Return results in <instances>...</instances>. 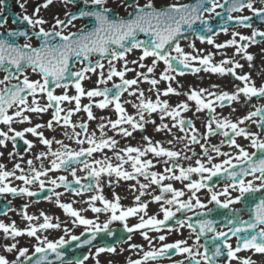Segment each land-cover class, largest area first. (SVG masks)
Instances as JSON below:
<instances>
[{"label":"snow or ice","instance_id":"obj_1","mask_svg":"<svg viewBox=\"0 0 264 264\" xmlns=\"http://www.w3.org/2000/svg\"><path fill=\"white\" fill-rule=\"evenodd\" d=\"M80 0H60V3L67 9L70 5H77ZM16 6L22 10V14L17 16L13 23L26 24L28 30H7L6 33H0V71L5 75L0 79V125L6 126V131L0 129V147H7V142L12 141L15 148V141L22 140L27 146L25 151L33 149L34 145L26 138V134L36 137L40 144L47 147L46 152H41L35 156V160L40 161L39 168L34 166L33 160H28V172H25L20 163H15L11 171L5 169V165L0 163V195L11 194L26 197H34L37 192L30 190L31 185L38 184L39 190L43 192L46 185H51L48 191L51 195H46L45 200H52L55 197V204L71 218L72 226H83L85 232L90 233V237L83 241L84 244H91L96 239L98 233H105L113 236L114 233L110 225L114 221H119L123 225L124 232L128 233L127 241L132 240V233L139 232L149 245V250L144 251L143 247L138 244L130 243V250L139 249L142 256L139 259H129L128 264H149L150 261H156L158 258L170 259V253L185 256L188 264H217L220 257L224 258V264H254L251 257H240L238 253L251 250L257 254H264V199L253 202L249 220H241L237 215L239 210L230 209V206L240 203L256 193L264 192V139L258 138L254 133H250L241 127L245 121H252L258 127L264 128V106L255 107L236 122L226 118H218L215 113L216 106L223 107L224 102L229 104L238 102L243 96L246 100L253 97L264 98V83L258 87L252 80L249 73L238 74L237 69H243L244 65L233 58H224L218 64L212 63L213 53L201 54V50L195 49L194 44L189 47L193 53L185 52L181 47L179 40L183 35L185 27L191 29L198 21L204 27L205 31L212 32L208 26V20H205L204 13L214 14L217 8H225L228 13L227 21H235L242 27L251 28L250 23H245L252 19V16L239 15L233 16L232 13H239L247 9L254 16L264 18V7H254L253 0H225L221 4L219 0H199L194 5L181 4L179 0L175 2L161 4L156 6L155 0H146L141 4L139 0H111L116 7L110 6V0H82L84 8H77V12H64V18L59 16L53 17L54 22L50 28H45L49 23L41 15L42 10H47L53 5L54 0H42L41 3L34 6L32 13L27 12L28 0H15ZM6 0H0V28H4L8 18L4 15ZM131 9L127 17L119 15V9ZM81 18H90L94 21L92 26L85 25L77 31H71L75 27L74 22ZM221 31L227 33L228 29L222 28ZM140 34L151 37L150 40L139 38ZM232 38L224 43H215L211 36H197L201 42L206 41L209 45H214L216 49L234 48V56L239 55L248 61L251 68L254 57L248 53L247 49L251 44L258 43L257 37L264 38V31H258L253 28L250 36L242 35L239 32H233ZM23 38L24 43H16V38ZM36 38L38 46H33L32 39ZM238 38V39H237ZM245 42V43H241ZM133 50H140L141 55L137 60L130 63L137 68L128 67L129 61L127 54ZM174 53V54H173ZM93 55L99 58L93 61ZM146 58H151V65L143 63ZM104 60H107V72L105 73ZM79 62L82 66L77 71L70 70V62ZM116 61H122V69L115 66ZM162 62L165 66L159 74V79L151 76L156 70L158 63ZM181 66L179 69L174 66ZM195 63L199 67L193 66ZM38 74L39 79H30L26 74L28 70ZM182 69H191L193 73L200 71L221 76L231 75L240 85L235 86V91L215 92L206 88H189L186 92H179L177 89L183 85L176 79V76H183L185 73ZM134 72L135 77L127 79L126 74ZM97 75L96 87L85 89L83 82L89 79L88 74ZM175 73L176 75H173ZM114 78H119V83H113L108 87V82ZM15 81V83H13ZM161 81L168 82L167 86L161 90L158 85ZM175 81L176 87L172 86ZM141 82H146L151 87L149 92L155 94V99L145 95L144 90L140 89ZM100 85H105L100 87ZM75 90V94L69 95V88ZM217 88L218 85H212ZM56 89H63L62 94H55ZM127 93L132 100H124L122 96ZM170 95L186 96V101L172 106L167 99ZM87 98L88 103L82 104V98ZM31 98V99H29ZM101 98V99H96ZM41 101H44L41 103ZM188 101L195 102V113L207 110L210 114L209 121L205 125L206 133L203 135L205 141L209 135H221L229 147L237 150L235 156L228 152H222L220 147L211 146V151L215 152L218 157H226L221 163H213V157L209 155V149L200 143L197 129L191 120L181 118L182 112L190 110ZM65 104L73 105L64 107ZM125 104H130L135 110V114H129ZM112 107L116 119H105L100 117L101 123L98 125L100 137L97 138L96 132L89 133L88 123L81 121L76 123L72 117L80 112L86 114L87 121L96 120L93 114V107L98 109H107ZM13 110L11 113L9 110ZM51 112V119L46 124L36 123L32 125L30 114L42 115ZM194 113V115H195ZM153 114H159L161 123L157 124L151 119ZM168 118L172 121L171 126L164 123ZM13 124H28L29 127H23L17 130ZM146 124H152L157 132H166L172 134V129L179 127L185 136L176 137L174 140H188L192 144H199L207 157V165L200 159L195 161V167H182L176 163L181 158L177 151L164 148L159 141L153 143L150 137L144 136L146 147H126L117 148L118 141L115 136L131 137L137 130L143 131ZM214 126V127H213ZM55 127L65 129L64 135L73 140L78 146V150L71 149L61 140L49 139L44 135L43 128L53 130ZM79 129L77 131L76 129ZM71 129V133L67 131ZM105 129L114 133V136H108ZM190 130V132H189ZM231 133V136H230ZM244 137L250 140V146L255 149L249 153L244 147L239 145L236 137ZM53 143L59 145L57 150H52ZM172 144V140L168 141ZM87 144V147L83 145ZM105 149L113 152L116 164L111 162L112 157L104 156L103 159H95L94 153H102ZM186 150H191L188 144H185ZM261 153L259 158L257 153ZM149 153L160 160L165 165L163 173L150 171L155 164L150 159H144ZM3 155V153H0ZM9 157L18 155L15 152H9ZM195 155V153H193ZM51 157L50 166L45 168L43 161ZM88 158H93L89 162ZM23 160V156H20ZM183 159H191L183 156ZM235 161V163L233 162ZM74 164L82 165L79 171L85 172L84 177L77 176L78 169L73 167ZM130 165L131 171L125 168ZM239 171H229L237 169ZM72 180L69 181L65 176L57 178H48L49 172L63 169L68 171ZM178 171V174H177ZM19 173V174H17ZM195 173L201 177L200 180L192 181L191 175ZM221 173L233 181L227 185L222 192L212 191L207 181ZM207 174V175H205ZM107 176L108 183L112 184V177L115 176L116 182L136 181L132 185L134 191L138 194L134 197V205L124 208L120 204L119 195L113 193V199H106L102 193V180ZM251 176L252 179L245 180V177ZM139 177H143L148 183H140ZM21 181L24 186L13 187L11 179ZM48 178V179H42ZM82 180H91L88 184H83ZM166 180L188 181L184 187L188 190V199H182L186 195L182 189H176L171 183L165 184ZM258 182V183H257ZM73 184L79 185L78 188ZM155 185L159 188V195L152 196V203L159 204V214L162 219L158 218L159 214L148 216V202L142 200V197L148 195L147 189ZM63 187L65 192L76 196H81L84 192L95 191L97 194L91 195L88 200L84 201L87 208L77 210L73 203L61 202L60 197L63 195L55 189ZM204 188H208L211 193L208 203H214L222 209H230L233 217L228 218L224 227L225 230H217L215 222L212 220H199L197 226L188 223L191 217L185 220L176 218L178 212L183 210L191 211L194 208L204 209L207 205L203 203L197 193ZM238 191L239 195L232 198L229 189ZM220 196L227 197L224 201L219 199ZM99 202L102 206H97ZM28 205L24 208L27 209ZM11 210V209H9ZM90 210L93 213H108V218L103 224L88 219L81 213ZM211 213L212 209H208ZM142 214V215H141ZM0 215H7V211L0 212ZM23 219L28 221L24 229L16 227L13 221L5 224L0 221V231L3 232L5 239H15L21 236L35 238L37 244L34 245L32 255H29L27 247H18L17 243L6 244L4 251L11 253L16 252L15 260L9 261L4 255H0V264H53L48 259V253H54L57 260L63 262L64 253L59 251L69 243L65 237H60L56 241H51L47 237H41L38 233L47 229H59L61 224L53 222V217L40 213L43 222L32 224L38 217L28 215L27 211L22 213ZM204 215V213H200ZM139 217V222L131 226L127 223L129 217ZM147 217V218H145ZM175 219L176 227H168L167 222ZM187 226L195 233V240L191 245L187 240L178 239L172 243H165L166 236L158 235L155 239L159 242V247L153 244V238L149 236V231L161 232L162 228L167 227L168 232L177 231ZM68 230L65 229L67 234ZM211 233L210 239L206 238ZM83 235V233H81ZM205 237V243H200L201 238ZM235 238V247L230 242ZM72 241H79L80 237L71 235ZM124 242V241H118ZM203 249V251H201ZM123 251V249H121ZM116 253L115 246H101L96 248L95 256L100 253ZM37 254L38 258L33 260ZM95 258V257H93ZM88 259L85 256L82 260L68 261L67 264H84ZM97 264L99 261L97 260ZM173 264H185V260L174 261Z\"/></svg>","mask_w":264,"mask_h":264},{"label":"flooded vegetation","instance_id":"obj_2","mask_svg":"<svg viewBox=\"0 0 264 264\" xmlns=\"http://www.w3.org/2000/svg\"><path fill=\"white\" fill-rule=\"evenodd\" d=\"M175 0H155L156 5L162 4V3H172ZM183 1V0H179ZM42 0H28V6H27V12L30 15L33 11V8L35 5L41 3ZM141 4L145 3L146 0H139ZM6 8L4 11V15L8 18V22L4 28H0V33H6L7 30H28L30 29L27 28L26 24H21V23H13V20L22 14V10L19 9L16 6L15 0H6ZM110 6L115 8L116 5L111 3L110 0ZM84 8L86 6L83 5L82 0L77 5H70L67 9L63 6V4L60 3V0H54L53 5L49 7L47 10H42L41 15L44 17V19L48 20L49 23L45 25V28H50L51 24L54 22L53 17L59 16L61 19L64 18V12L65 11H71L73 13L77 12V8ZM123 9V8H121ZM121 9H119V15H126L129 11L125 10L124 12H121ZM209 15L207 14L206 17ZM90 18H81L78 19L77 21L74 22L75 27H71V31H77L81 27L88 25L92 26V24L89 22ZM258 43H255V46H253V53H250L254 59L252 61V67L250 68L248 66V61L245 59L241 58V56L236 55L234 56L235 49L234 48H227V49H216L214 45H209L203 44L204 42H201L197 40V44L195 45V49L201 50V54H207V53H213V60L212 63L218 64L222 59L224 58H235L236 60L239 61L242 65H244L243 69H237L238 74H244V73H249L251 75L252 80L255 82L256 86L258 87L260 84L264 83V49L261 50L260 48H264L263 40L257 39ZM16 43L18 44H23L24 39L23 38H16ZM33 46H38V42L35 37L32 39ZM219 43H224V42H217ZM245 43V42H241ZM185 52L188 53H193V49L189 47V45L181 46ZM174 54V53H173ZM141 55L140 50H133L131 53L127 54V60L129 61L128 67L130 68H137L136 65L131 64L130 62L133 60H137L138 57ZM99 57L96 55L92 56V60L95 61ZM105 64V73L107 72V60L103 61ZM115 66L118 69H122L123 67V62L122 61H116L114 62ZM146 65H151V58H146L145 61H143ZM81 64L76 61L70 62V70L71 71H77L81 68ZM174 66H176L178 69L181 67L179 65H176L174 62ZM195 67H199L198 63L194 62ZM164 65L162 62L158 63L156 70L151 76H153L156 79H159V74L163 71ZM138 71H146V69H138ZM184 71L183 76H176V79L180 82L181 85H183L182 88H178L177 90L181 93L186 92L189 88H206L210 89L211 91L215 92H220V91H228L229 93L235 91V86L240 85L239 81H236L230 74L221 76L218 74H212V73H206L203 71H200L198 73H193L192 71H188V69H182ZM26 74L29 76L30 79H39L40 77L36 73H32L31 70L29 69ZM5 73L3 71H0V79H3V76ZM89 79L85 80L83 82V86L85 89H91L96 87V80H97V75L95 74H88ZM173 75H176L173 73ZM135 77L134 72H129L126 74L127 79H132ZM119 78H114L113 81L108 82V87H111L113 83H119ZM15 83V81H13ZM168 82L161 81L158 87L163 90L167 86ZM212 85H218L217 88H212ZM105 85H100V87H104ZM172 86L175 88L176 83L175 81L172 82ZM2 87V86H0ZM140 89L144 90L145 95L147 97H150L151 99H155V94L152 92H149L148 89L151 87L149 84L146 82H141L139 85ZM63 89H56L57 95L62 94ZM69 95L75 94L74 88L70 87L69 88ZM31 99V98H29ZM96 99H101V98H96ZM132 97H129L127 93H125L122 96V102L124 100H132ZM162 99H167L169 101V104L172 106H175L176 104L180 103L181 101H186V96L184 95H179V96H174L170 95L168 97H162ZM44 101H41L43 103ZM82 104H87L89 101L88 99L82 98ZM189 103V108L190 110L187 112H182L181 113V118L185 120H191L192 123L194 124L195 128L197 129V134L198 138L200 139V143L204 144L206 148L209 149V155L213 157V163H221L223 159L226 157H218L216 156L215 152L211 151V146L216 145L220 147L222 152H228L231 155L235 156L237 154V150L229 147L227 143H222V141H225V137L221 135H209L208 140L205 141L203 139V135L206 133V124L209 121L210 114L207 110H204L203 112L200 113H195V102L193 101H188ZM73 105H68L65 104L64 107H72ZM129 114H135V110L131 107L130 104H125L124 105ZM259 106H264V98L260 97H253L250 100H246L243 96H241V99L238 102H232L229 104L227 101L224 102V106H216L215 108V113L218 118H226L228 120H231L233 122H236L243 116H246L250 111H254L255 107ZM10 113L13 110H9ZM51 112L52 110L49 109L47 113H44L42 115H36V114H30L31 119H32V125H35L36 123H42L46 124V122L51 119ZM195 113V115H194ZM93 114L97 117L96 120L93 121H87L86 114L83 112H80L72 117V120L76 123H79L81 121H86L89 125L88 131L89 133L95 131L97 138L100 137V131L98 129L100 121V117H105V119L111 118L112 120L116 119V114L113 110V108L110 106L107 109H98L93 107ZM151 119L155 120L157 124L161 123L159 114H153ZM164 123H168L170 126L172 124V121L168 118L165 119ZM32 125L24 124H13V127L16 128L17 130H22L23 127H29ZM214 127V126H213ZM241 127L245 128L246 131L250 133H254L258 136L260 139H264V128L258 127L256 123H253L252 121H245ZM0 129L7 130L6 126L0 125ZM79 131V129H76ZM40 131L44 132V135L49 138V139H55V140H61L63 141L64 144L68 145L71 149H76L78 150L79 146L73 141L69 140L65 135V129L60 128V127H55L53 130H48L47 128H43ZM69 133H71V129H67ZM106 133L108 136H114V133L108 129H105ZM190 132V130H189ZM172 134L175 135L176 137H181L185 136V132H181L179 130V127L173 128L172 129ZM173 135H169L166 132H157L155 131V127L152 124H146L144 127L143 131L137 130L133 133L131 137H122V136H115L114 138L118 141L117 148H126V147H140L144 148L146 147V142L143 140L144 136H148L151 138L153 143L156 141H159L161 145L169 150L177 151L181 154V158L177 159L176 163L181 165L182 167H189L193 166L195 167V161L197 159H200L202 162H204L207 165V157L204 155L203 150L201 149L199 144H192L190 141L185 140V141H178L173 139ZM231 136V133H230ZM26 138L31 141L34 145L33 149L30 151H25L26 145L23 143L22 140L17 139L15 143V148L13 147V142L8 141L7 142V147H0V153H3V155H0V163L5 165V169L11 171L13 169V166L15 163H20L21 167L24 168L25 172H28V165L27 161L28 160H33L34 166L39 168L41 165L40 161L35 160V156L38 155L41 152H46L48 149L46 146L42 145L39 143L38 139L36 137H33L31 134H26ZM172 140V144H169L168 141ZM236 141L239 145L245 148L249 153L256 151L250 146V140L245 139L244 137H236ZM185 144H188L190 146L191 150H186L185 149ZM84 147H87L88 145L85 144L83 145ZM195 146L198 147L195 149ZM60 146L53 143L52 145V150H57ZM202 151V152H201ZM9 152H15L18 153V155L14 157H9L8 153ZM201 152V153H199ZM195 153V155H193ZM152 154L150 153V156ZM188 156L191 159H183V156ZM261 153H257V157H254V159L259 158ZM20 156H23V160L20 159ZM104 156L112 157L111 162L113 164H116L115 158L113 157V152L105 149L102 153H94V158L95 159H103ZM148 156V155H147ZM93 158H88L89 162H91ZM150 160L153 161L155 164V167L152 168V171H156L158 173H163V167H167L168 165H165L162 160L165 158H160L158 159L152 155V157H149ZM50 160L51 157H48L43 161V164L45 168L50 166ZM235 163V161H233ZM80 168L82 165H78ZM127 166V165H125ZM238 166L237 169H229V171H239ZM70 172H67L70 177ZM19 174V173H17ZM178 174V171H177ZM86 175L85 172L80 171V174L77 176L84 177ZM207 175V174H205ZM59 176H64L63 174V169L54 171V172H49L48 178H57ZM48 178H42V179H48ZM11 179V185L13 187H20L24 186L21 181L15 180L14 178ZM108 177L104 176L102 180V195L108 199L112 200L113 199V193L119 195L120 197V204L122 207L127 208V207H132L134 205V197L135 195L138 194V191H134L132 189V185H136V188H139V185L136 184V181H124L120 180L119 182H116L115 176L112 177L113 183L109 184L108 183ZM140 180V183H145L147 184L148 181L144 180L143 177L138 178ZM201 177L195 173L191 175V180L196 181L200 180ZM252 179L251 176L245 177V180ZM72 180V177L69 179V181ZM91 181L88 180H82L83 184H88ZM209 181H207V184L209 187H211L212 191L215 192H222L223 189L231 184L233 181L225 174V179L223 181H220L218 183H215L214 185H209ZM165 184L171 183L174 188L176 189H182L185 191L186 195L182 197V199H188V190L184 187V184L188 183V181H174V180H166L164 181ZM258 183V182H257ZM30 190L37 192V195L34 197H26V196H20V195H11V194H5V195H0V212L2 211H7V215H0V221L4 222L5 224H10L13 221L16 224V227L19 229H24L28 225V221H25L23 219V211H27L28 215L36 216L38 217L37 220L32 221L31 223L36 225L39 223L43 222V218L40 217V213L44 212L45 214L53 217V222H59L61 224V227L59 229H47L44 230L38 235H40L42 238L47 237V239L51 241H56L60 237H65L69 241L68 244H66L62 249H59V251H62L64 253V258L63 262L60 260L56 259V256L54 253L49 252L48 253V259L53 262V264H67L68 261H72L71 259V253L74 252H82L84 251V248L88 249L87 250V256L88 259L85 261V264H97V260L99 261V264H128L129 259H139L142 256V252H140L139 249L137 250H130L128 245L130 243L132 244H138L141 245L144 249V251L149 250V245L147 241L143 239V237L140 235L139 232L132 233V240L127 241V236L129 235L128 233L124 232L122 230L120 232L119 237L126 235L124 239H121V241L124 242H114L111 246H115L117 248L116 253H100L99 256H95L96 248L105 246L104 243H100V239L106 240V237H101L100 235H97L96 239L92 241L91 244H85V246L82 247L83 241L80 239L82 238H89L90 233L85 232V229L83 226H72L71 218L68 217L62 209L57 207L55 204V197H52V200H45L44 197L46 195H51V193L48 191V188L51 187V185H46V188L43 192L39 190L38 184H34L29 186ZM73 187L78 188L79 185L73 184ZM57 192L62 193L63 195L60 197L61 202L68 203V202H77L79 201L80 204H83L87 206V204L84 203V201L88 200V198L93 195L97 194L94 190L93 191H88L84 192L81 196H76L73 195L69 192H65L63 187L55 189ZM147 192L149 193L148 195H145L142 197V200L145 202H148V209H147V214L148 216L154 215V214H159V204L157 203H152V196L154 195H159V188H157L155 185H152L147 189ZM230 195L232 198L236 197L239 195L238 191H233L231 188L229 189ZM211 193L208 191V188L201 189L198 193L197 196L199 199L207 205V208L204 209H199V208H194L191 211L189 210H183L182 212L177 213L178 219L185 220L188 217H191L190 220H188V223H191L193 226L197 225V222L199 220H212L215 222V226L217 230H227L224 225L227 222L228 218L233 217V212L230 209H235L239 210L237 215L239 216V219L241 220H249L250 215H251V209L253 207V202H258L260 199H264V192L256 193L253 196L248 197L247 199L243 200L240 203H236L230 206V209H222L219 206L215 205L214 203H208L210 199ZM227 197L225 196H220L219 199L221 201H224ZM25 205H28L27 209L24 208ZM97 206H102L97 202ZM86 208V207H85ZM84 208V209H85ZM11 209V210H9ZM208 209H212V212L209 213ZM200 213H204V215H200ZM83 216H85L88 219H92L96 221L97 223L103 224L105 220L108 218V213H101V214H96L91 212L90 210L88 211H83L81 213ZM142 215V214H141ZM147 218V217H145ZM158 218L162 219V214L158 215ZM139 222V217H129L127 219V223L129 226L138 223ZM172 225H169V222H167L168 227L175 228V219L171 221ZM110 228H116V229H123V225L119 221H114L110 225ZM65 229L68 230L67 234L65 233ZM83 233V235H81ZM149 236L153 238V244L156 247H159V242L155 239L160 234H163L166 236V240L164 241L165 243H172L175 240L178 239H184L188 241V244L191 245L193 241L195 240V233L191 231L187 226L184 228L180 229L179 232L177 231H172L168 232L167 227L162 228L161 232L157 233L154 231H149ZM71 235L79 236L80 239L79 241H72L70 239ZM211 233L207 234L208 239L211 237ZM110 237V236H109ZM87 238V239H88ZM205 237L201 238L200 243H205ZM233 246L235 247L236 241L235 238H233L230 241ZM11 243H17L18 247H27L29 249V255H32L34 251V245L37 244V241L35 238L32 237H27L21 236L15 239H5L4 234L2 231H0V255H4L9 261L15 260L16 258V252L13 251L11 253L5 252L4 251V246L6 244H11ZM112 242H110L111 244ZM123 249V251H121ZM203 251V249H201ZM40 254H37L35 257H33V260L39 257ZM170 259L167 258H158L156 261H150L149 264H173L174 261L177 260H185V264H188L187 260L185 259V256L182 255H175L170 253ZM238 256L240 257H251L253 260L254 264H264V254H257L252 252L251 250L249 251H242L238 253ZM95 257V258H93ZM217 264H224V258L220 257L217 260ZM233 264H236L234 261Z\"/></svg>","mask_w":264,"mask_h":264},{"label":"rangeland","instance_id":"obj_3","mask_svg":"<svg viewBox=\"0 0 264 264\" xmlns=\"http://www.w3.org/2000/svg\"><path fill=\"white\" fill-rule=\"evenodd\" d=\"M253 3H254V7H264V0H253ZM125 11V9H121V12H124ZM250 11H248L247 9L244 11V12H242V13H246V14H248ZM253 28L254 27H252L251 28V33H250V35L252 34V30H253ZM254 29H256V28H254ZM259 29H261L262 31H264V28H261V27H259V28H257L256 30H259ZM236 30V29H235ZM233 32H235V31H233ZM232 33L231 32H229V33H227L226 35H224V36H222L221 34H219V35H217V37H215L214 39V41H217V40H220L221 42H225V41H227L228 39H231L232 38V35H231ZM221 35V36H220ZM242 35H244V34H242ZM250 35H246V36H250ZM221 38H223V39H221ZM238 39V38H237ZM193 44L194 45H196L197 44V42H193ZM260 45H264V42H263V44H260ZM261 50H263L264 48H260ZM247 51H248V53L250 54V53H253V51H251V50H248L247 49ZM264 51V50H263ZM115 162L117 163V161L115 160Z\"/></svg>","mask_w":264,"mask_h":264}]
</instances>
